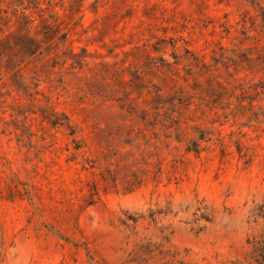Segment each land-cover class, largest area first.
Here are the masks:
<instances>
[{
	"label": "rangeland",
	"instance_id": "1",
	"mask_svg": "<svg viewBox=\"0 0 264 264\" xmlns=\"http://www.w3.org/2000/svg\"><path fill=\"white\" fill-rule=\"evenodd\" d=\"M64 1L0 11V264H264V0Z\"/></svg>",
	"mask_w": 264,
	"mask_h": 264
},
{
	"label": "trees",
	"instance_id": "2",
	"mask_svg": "<svg viewBox=\"0 0 264 264\" xmlns=\"http://www.w3.org/2000/svg\"><path fill=\"white\" fill-rule=\"evenodd\" d=\"M39 1L40 0H0V11L2 10L3 6H14L15 9L13 10V15H16V17H20L22 19H26L28 22H31L33 21L31 20L32 14H37L40 18H42L44 10L49 12V17L51 18L53 16H58L59 10L62 9V5L65 3L64 0H42L46 5L42 9L40 8L41 4H39ZM29 11L34 12L29 13ZM67 34L68 33H64L63 35L66 36ZM44 37L46 38V36ZM64 39H66V37H64ZM255 215L257 216V218L261 219L264 224V200L256 209Z\"/></svg>",
	"mask_w": 264,
	"mask_h": 264
}]
</instances>
